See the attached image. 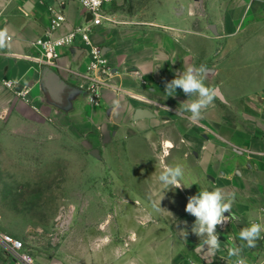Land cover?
<instances>
[{
  "label": "crops",
  "instance_id": "0c3cea01",
  "mask_svg": "<svg viewBox=\"0 0 264 264\" xmlns=\"http://www.w3.org/2000/svg\"><path fill=\"white\" fill-rule=\"evenodd\" d=\"M150 7L158 11L153 18L126 20L111 6L116 22L92 32L118 87L102 90L94 102L82 77L89 48L81 36L59 47L47 70L33 45L48 33L52 9L66 17L53 39L82 25L80 1L0 0V29L11 37L0 41V169L8 164L22 184L50 178L54 165L93 169L97 195L135 202V228L105 225L122 240L134 239L128 246H99L131 252L113 264H232L228 248L244 244L239 231L250 221L264 222V0H154ZM201 65L215 97L193 123L177 112L189 97L179 88L167 96L165 82ZM139 109L153 116L137 118ZM169 165L182 166L185 187L159 182ZM215 187L235 194L231 212L238 219L217 227L221 246L213 255L197 247L195 218L185 207L189 196ZM181 221H187L186 238ZM155 228L165 230L162 237ZM241 255L247 264H264V238Z\"/></svg>",
  "mask_w": 264,
  "mask_h": 264
},
{
  "label": "rangeland",
  "instance_id": "374dc122",
  "mask_svg": "<svg viewBox=\"0 0 264 264\" xmlns=\"http://www.w3.org/2000/svg\"><path fill=\"white\" fill-rule=\"evenodd\" d=\"M153 1L117 0L106 8L112 6L113 12L119 11L126 20L151 19L158 13L150 7ZM61 167L54 165L57 169L50 178L35 184L26 180L22 184L23 179H16L17 171L4 164L5 169H0V234L22 240L35 264H113L115 259H126L131 253L127 249H102L99 246H113L117 242L128 246L134 240H122L113 230H105V225L109 229L117 225L123 229L135 228V220L130 218L137 209L135 202H107L97 195L93 186V169L81 173L75 169L64 171ZM134 188V193L139 194L140 188ZM81 191L86 194L84 197L76 195ZM153 233L160 238L165 230L155 228ZM150 256L148 260L154 263L155 259ZM0 257L2 264H6V253L1 246Z\"/></svg>",
  "mask_w": 264,
  "mask_h": 264
},
{
  "label": "clouds",
  "instance_id": "9594fccd",
  "mask_svg": "<svg viewBox=\"0 0 264 264\" xmlns=\"http://www.w3.org/2000/svg\"><path fill=\"white\" fill-rule=\"evenodd\" d=\"M208 69L201 65L199 67L190 66L183 72H177L174 79L165 82V94L174 97L176 89L179 88L189 98L180 104L177 112L188 113V119L195 123L202 119L203 112L213 103L215 91L204 82ZM169 111V109H167ZM184 171L182 166H165L158 176L159 182L167 189H180L185 187L181 180ZM164 196V193H163ZM159 200V209L160 201ZM235 200L234 193H228L220 187L212 190L200 189V191L187 198L185 212L195 218L191 226V233L200 239L197 247L208 253L215 254L220 250L221 241L217 227H223L226 223L238 219L231 212ZM164 210V209H163ZM230 213V215H225ZM185 227L179 233L183 238L188 235L187 221H181ZM179 224L177 225L179 227ZM264 222L250 221L247 227L239 231V239L244 242L242 245L228 248V257H236L234 264H247L246 259L241 255L243 247L255 248L257 241L264 238Z\"/></svg>",
  "mask_w": 264,
  "mask_h": 264
},
{
  "label": "built area",
  "instance_id": "2783aa9c",
  "mask_svg": "<svg viewBox=\"0 0 264 264\" xmlns=\"http://www.w3.org/2000/svg\"><path fill=\"white\" fill-rule=\"evenodd\" d=\"M84 15H90L88 20L82 25L77 26L67 36L59 39H53V33L60 29L65 21L66 17L63 12L52 9V20L48 33L36 41H34V47L41 54V62L43 64L54 65L56 59L59 58L58 48L63 46H69L73 44L77 36H81L84 44L89 48V63L87 65L86 72L82 75L83 80L87 83L86 90L91 96V100L97 102L100 98L101 92L104 89L117 90L118 87L114 84V79L117 76V72L103 54L102 48L95 44L92 40V32L99 26L106 23H115L114 14L111 10L106 8L109 5H113L117 0H79ZM10 41L11 37L0 29V41ZM54 62H51V61ZM6 86L12 88V82H6ZM21 96L26 98L27 92H21ZM0 246L6 253V264H35L34 257L30 250H28L26 244L11 235L0 234ZM220 264H230L227 261ZM234 264V263H232Z\"/></svg>",
  "mask_w": 264,
  "mask_h": 264
},
{
  "label": "water",
  "instance_id": "95a60500",
  "mask_svg": "<svg viewBox=\"0 0 264 264\" xmlns=\"http://www.w3.org/2000/svg\"><path fill=\"white\" fill-rule=\"evenodd\" d=\"M89 18H90V15L87 16L86 20H88ZM51 62H54V61L52 60ZM44 67L47 70L49 68V64H44ZM85 94L88 95L87 91L85 92ZM152 116H153L152 113L150 111H148L147 109H139L137 114H136L137 118H148V117H152Z\"/></svg>",
  "mask_w": 264,
  "mask_h": 264
}]
</instances>
